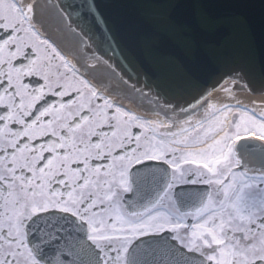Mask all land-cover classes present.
Segmentation results:
<instances>
[{"label":"snow or ice","instance_id":"1","mask_svg":"<svg viewBox=\"0 0 264 264\" xmlns=\"http://www.w3.org/2000/svg\"><path fill=\"white\" fill-rule=\"evenodd\" d=\"M162 2L125 27L100 0H0V264H264V112L207 111L168 49L219 26Z\"/></svg>","mask_w":264,"mask_h":264},{"label":"water","instance_id":"2","mask_svg":"<svg viewBox=\"0 0 264 264\" xmlns=\"http://www.w3.org/2000/svg\"><path fill=\"white\" fill-rule=\"evenodd\" d=\"M100 4L110 21L125 27L142 24L143 0H100ZM152 10L183 21L212 19L219 26L212 33H194L187 51L168 49L191 89L205 93L227 75L238 72L251 89L263 90L264 0H164ZM143 71L153 74L148 65Z\"/></svg>","mask_w":264,"mask_h":264},{"label":"bare ground","instance_id":"3","mask_svg":"<svg viewBox=\"0 0 264 264\" xmlns=\"http://www.w3.org/2000/svg\"><path fill=\"white\" fill-rule=\"evenodd\" d=\"M27 2V0H25ZM114 83V82H113ZM140 88V87H139ZM127 89L117 86V90L111 92L116 97L122 99L123 105H125L131 114L138 116H146L152 121L159 122L161 120L165 122H171L172 119H187L188 117L177 116L176 114L169 113L167 117L160 112L159 107L150 102V98L145 95H127ZM147 92V89H145ZM207 105L215 109L222 108L225 105L231 106H243L247 107L255 112H264V88L251 89L250 85L242 78H234L233 74H229L214 88L209 89L206 92ZM127 97V98H126ZM120 99V101H121ZM202 109L200 110V112ZM199 114L194 115L193 119H200Z\"/></svg>","mask_w":264,"mask_h":264},{"label":"flooded vegetation","instance_id":"4","mask_svg":"<svg viewBox=\"0 0 264 264\" xmlns=\"http://www.w3.org/2000/svg\"><path fill=\"white\" fill-rule=\"evenodd\" d=\"M104 95L107 96L109 99L116 100L117 103H118L119 105H122L126 110H128V108H127L125 105H123V103H122V99H121V98L116 97V96H115L114 94H112L111 92H105ZM120 99H121V101H120ZM101 103H102V101H101ZM128 111H129V110H128ZM129 112H130V111H129ZM141 117L144 118V119H146V120H150V121H152L150 118H148V117H146V116H141Z\"/></svg>","mask_w":264,"mask_h":264},{"label":"rangeland","instance_id":"5","mask_svg":"<svg viewBox=\"0 0 264 264\" xmlns=\"http://www.w3.org/2000/svg\"><path fill=\"white\" fill-rule=\"evenodd\" d=\"M128 94L127 95H132V96H135V95H138V94H135V93H131V92H129V90H127L126 91ZM127 98V97H126ZM240 108H247V107H243V106H239ZM223 108V107H222ZM207 109V111L208 112H211V111H213V109H215L214 107H208V108H206ZM218 109H221V108H218ZM218 109H216V110H218ZM247 109H249V108H247ZM204 110L202 109V111L201 112H203ZM232 111L234 112V111H236V106H233L232 107ZM253 111V110H252ZM255 112V111H254ZM255 113H257L258 114V112H255ZM259 113H261V112H259ZM219 114V113H218ZM184 117H187V116H184Z\"/></svg>","mask_w":264,"mask_h":264}]
</instances>
